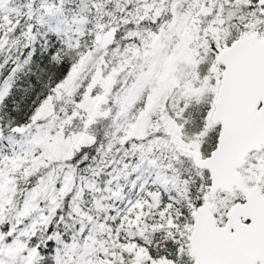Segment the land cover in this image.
I'll return each instance as SVG.
<instances>
[{"label": "snow or ice", "instance_id": "snow-or-ice-1", "mask_svg": "<svg viewBox=\"0 0 264 264\" xmlns=\"http://www.w3.org/2000/svg\"><path fill=\"white\" fill-rule=\"evenodd\" d=\"M0 264H264V0H0Z\"/></svg>", "mask_w": 264, "mask_h": 264}]
</instances>
